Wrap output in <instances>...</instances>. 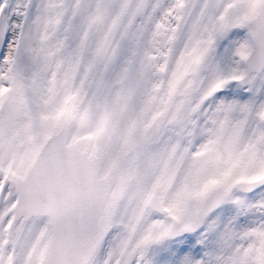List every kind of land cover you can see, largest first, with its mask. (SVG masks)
<instances>
[{
  "label": "snow or ice",
  "instance_id": "6c2138e0",
  "mask_svg": "<svg viewBox=\"0 0 264 264\" xmlns=\"http://www.w3.org/2000/svg\"><path fill=\"white\" fill-rule=\"evenodd\" d=\"M0 264H264V0H0Z\"/></svg>",
  "mask_w": 264,
  "mask_h": 264
}]
</instances>
